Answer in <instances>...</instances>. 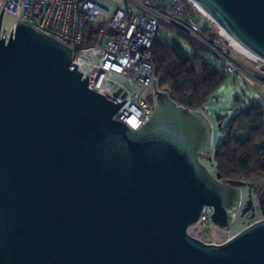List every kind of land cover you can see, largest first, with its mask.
I'll return each mask as SVG.
<instances>
[{"label":"water","instance_id":"obj_1","mask_svg":"<svg viewBox=\"0 0 264 264\" xmlns=\"http://www.w3.org/2000/svg\"><path fill=\"white\" fill-rule=\"evenodd\" d=\"M192 1L264 63V0ZM71 57L24 21L0 38V264H264V218L220 244L189 233L205 207L229 228L242 202L200 162L207 116L153 78L151 118L129 129L125 100L90 90Z\"/></svg>","mask_w":264,"mask_h":264},{"label":"built area","instance_id":"obj_2","mask_svg":"<svg viewBox=\"0 0 264 264\" xmlns=\"http://www.w3.org/2000/svg\"><path fill=\"white\" fill-rule=\"evenodd\" d=\"M1 10L2 21L10 19L7 29L1 21L5 43L24 21L70 48L71 62L87 76L90 90L117 103L125 100L114 119L135 131L153 112L146 92L152 88L151 47L160 26L201 46L220 71L264 89V63L237 51L192 0H0ZM211 214L205 207L194 226H200L199 235L212 225Z\"/></svg>","mask_w":264,"mask_h":264},{"label":"trees","instance_id":"obj_3","mask_svg":"<svg viewBox=\"0 0 264 264\" xmlns=\"http://www.w3.org/2000/svg\"><path fill=\"white\" fill-rule=\"evenodd\" d=\"M188 44L190 53L164 34L155 37L151 47L154 79L178 105L201 109L227 74L201 46ZM224 117L216 115L222 140L200 160L210 157L221 182L264 184V103L252 101L229 119Z\"/></svg>","mask_w":264,"mask_h":264},{"label":"rangeland","instance_id":"obj_4","mask_svg":"<svg viewBox=\"0 0 264 264\" xmlns=\"http://www.w3.org/2000/svg\"><path fill=\"white\" fill-rule=\"evenodd\" d=\"M209 24H211L210 26L213 28L210 21ZM2 25L6 29L9 28L10 19L4 17ZM158 34H164L169 40L176 41L185 51L189 53L192 51L188 42L182 37H179L174 31L160 26ZM205 58H207V56H205ZM146 94L149 96V100L153 102V89H148ZM261 95H264V89L249 87L239 75L234 76L228 74L226 76L224 82L214 91L213 95L200 109L213 126V146L219 143L223 138V135L218 130L216 115L225 116L224 119L227 120L252 101L264 103V98ZM200 162L212 175H214V167L210 157L201 159ZM241 194L242 202L239 213L236 220L229 228L220 229L212 224L207 229H203L200 235L198 234L200 226L191 228L189 233L198 236L204 242L220 244L248 225L263 219L264 184L261 182L241 184Z\"/></svg>","mask_w":264,"mask_h":264},{"label":"bare ground","instance_id":"obj_5","mask_svg":"<svg viewBox=\"0 0 264 264\" xmlns=\"http://www.w3.org/2000/svg\"><path fill=\"white\" fill-rule=\"evenodd\" d=\"M195 6L198 8V10L204 15L206 16L211 22L212 24H214V26L220 31V33L227 39V41L237 50L239 51L242 55H245L253 60H257L259 61V59L254 56L251 52H249L248 50H246L244 47H242L238 42H236L223 28H221L217 23L214 22V20L201 8L199 7L197 4H195Z\"/></svg>","mask_w":264,"mask_h":264}]
</instances>
